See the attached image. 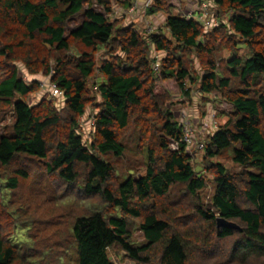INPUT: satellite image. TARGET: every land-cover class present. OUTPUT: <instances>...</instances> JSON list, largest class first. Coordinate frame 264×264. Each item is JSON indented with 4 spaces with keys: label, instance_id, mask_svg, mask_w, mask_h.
<instances>
[{
    "label": "trees",
    "instance_id": "trees-1",
    "mask_svg": "<svg viewBox=\"0 0 264 264\" xmlns=\"http://www.w3.org/2000/svg\"><path fill=\"white\" fill-rule=\"evenodd\" d=\"M114 2L128 11L134 0H0V114L13 113L0 137V207L11 211L13 229L9 234L0 220V264H114L112 255L134 264H264V0H209L222 20L212 30L157 0L149 14L168 17L151 34L109 20ZM76 17L80 24L67 36ZM224 49L231 57L219 69ZM100 50L111 59L98 69L104 82L96 136L86 146L78 132ZM19 64L32 78L51 76L62 110L46 100L29 104L40 83H27ZM187 80L203 95L220 92L234 109L204 148L202 168L214 185L208 206L201 193L210 181L165 109L172 82L191 96ZM137 110L153 120L155 139L144 146L146 174L121 182L104 156L125 154L121 136ZM226 155L243 170L231 173L213 161ZM27 182L61 202L78 193L71 202L83 211L71 217L62 253L36 250L38 238L29 234L36 220L20 222L27 206L16 201ZM219 217L238 229L219 227ZM21 234L28 236L19 240Z\"/></svg>",
    "mask_w": 264,
    "mask_h": 264
},
{
    "label": "rangeland",
    "instance_id": "rangeland-1",
    "mask_svg": "<svg viewBox=\"0 0 264 264\" xmlns=\"http://www.w3.org/2000/svg\"><path fill=\"white\" fill-rule=\"evenodd\" d=\"M166 5L172 7L171 13L177 17H184L188 15L192 9V4L199 2L198 0H162ZM208 1V0H207ZM93 9L98 13H103L100 6L97 4L93 5ZM125 9L120 3L114 2L113 12L110 16H107L111 21H119L122 26H134L139 31H144L146 33L147 23H152L154 31L158 32L161 28H164L165 21L168 17L167 13L162 12L160 14H155L154 16L149 13L142 15L134 14V16H123L121 12ZM214 10V9H213ZM215 16L216 21L221 26V19H219L216 11ZM123 19V20H122ZM224 22L228 21L223 20ZM122 23V24H121ZM80 24L79 17H76L67 26V36L75 30ZM245 52V51H244ZM246 53V52H245ZM152 55H157L153 51ZM231 54L225 49L217 54V60L219 69L223 67V63L226 64ZM111 59L108 54H105L104 50H100L95 54V60L97 68L95 69L92 77L88 80V92L90 102L86 108L85 116L80 120L79 134L82 136L86 146H89L91 142L95 139L94 127L96 125V116L99 110L97 109L98 104L101 102L98 96V87L104 82V77L99 72V67L103 62ZM161 60V58H159ZM198 60V59H197ZM196 64L195 73L201 74V68ZM21 70V76L27 83L32 81H38L40 84L39 90L29 98V104L31 106H37L42 103L43 100L52 102L57 109L62 110L63 99L60 97L61 92L58 95L54 92L58 89L52 82V78L43 76L42 74L38 77H30L25 69L18 65ZM194 76L196 77V74ZM197 78V77H196ZM34 79V80H33ZM169 95L165 99V109L170 111L174 116V121L182 128V132L185 130L188 132L189 137H191L192 145L187 152L194 158L193 164L196 166V170L202 173L210 181V186L205 189L201 195L205 205H211V198L214 194L213 178L210 174H206L204 168V148L209 142L213 134H215L221 127L227 125L232 116L234 115V109L232 105L227 103L221 96L220 92H214L210 95H203L200 93L201 86L199 83L192 84L190 80L186 81V88L190 89L191 96H187L185 91H181L176 82H172L169 86ZM59 90V89H58ZM136 115L132 118L130 127L122 133L121 142L126 146V152L122 157H116L113 154H108L104 156V160L111 162L118 171L119 180L124 181L129 175L132 174L136 179L146 174V169L148 167L147 149L146 145L152 144L154 142V136L149 131L151 130L153 120H146V116L142 110L134 111ZM151 116L152 118H155ZM13 124V113L8 112L7 114H0V137L5 135L7 129ZM148 129V130H146ZM152 134V135H151ZM93 136V137H92ZM184 137V136H183ZM153 145V144H152ZM170 149L176 151L179 149L176 143H170ZM229 156H223L221 158L213 160L214 162L222 163L231 173H239L243 168L239 165L231 162ZM203 167V168H202ZM32 183V179L30 181ZM29 183V186L31 185ZM28 188V182L27 187ZM25 189V191H26ZM34 190L27 189L24 193V197L19 198L16 201V206L25 205L27 209L21 216L20 222L36 220L33 224L34 228L29 232L36 239L38 246L36 250L51 251L52 254L62 253L66 249V241L69 237L68 226L71 224V217L81 213L82 205L79 203L74 204V199L78 197H72V192H68L66 197L72 195L68 201L61 202V199H53L49 195L41 193L40 186L33 187ZM24 191V192H25ZM21 194V193H20ZM31 198V202L30 201ZM182 207V206H180ZM7 211V210H6ZM0 207V220L2 225L6 227V231L10 234L12 230V218ZM17 235L19 240L27 237L25 234ZM142 232L140 230L136 231L135 240L142 242ZM114 264H134L130 261H124L123 255L120 257L116 255L111 256ZM258 264V262H257Z\"/></svg>",
    "mask_w": 264,
    "mask_h": 264
},
{
    "label": "built area",
    "instance_id": "built-area-1",
    "mask_svg": "<svg viewBox=\"0 0 264 264\" xmlns=\"http://www.w3.org/2000/svg\"><path fill=\"white\" fill-rule=\"evenodd\" d=\"M156 1L157 0H134L133 6L128 11L121 12V14L123 16H128V14L129 16H134V14L138 15V13L142 15H146L150 13ZM183 18L195 19L197 22L202 24L204 28L210 29V30L219 26V24L217 23L215 19L217 18L215 16V12L209 1H201L200 3L199 2L193 3L191 11L189 12L188 15H184ZM152 26H153L152 23L150 22L147 23V27H146L147 34H151L154 32L155 29ZM157 69L158 68H156V70ZM59 92L60 91L57 89L54 92V94L58 95ZM183 135L184 137H183L182 143L185 145L186 149H190L192 145L191 137H189L188 132L185 130L183 131Z\"/></svg>",
    "mask_w": 264,
    "mask_h": 264
},
{
    "label": "water",
    "instance_id": "water-1",
    "mask_svg": "<svg viewBox=\"0 0 264 264\" xmlns=\"http://www.w3.org/2000/svg\"><path fill=\"white\" fill-rule=\"evenodd\" d=\"M218 226L231 228V229H238V227L235 224L229 223V222L225 221L224 219H222L221 217L218 218Z\"/></svg>",
    "mask_w": 264,
    "mask_h": 264
},
{
    "label": "clouds",
    "instance_id": "clouds-1",
    "mask_svg": "<svg viewBox=\"0 0 264 264\" xmlns=\"http://www.w3.org/2000/svg\"><path fill=\"white\" fill-rule=\"evenodd\" d=\"M200 1V0H199ZM204 1H207V0H204ZM209 1V0H208Z\"/></svg>",
    "mask_w": 264,
    "mask_h": 264
},
{
    "label": "crops",
    "instance_id": "crops-1",
    "mask_svg": "<svg viewBox=\"0 0 264 264\" xmlns=\"http://www.w3.org/2000/svg\"><path fill=\"white\" fill-rule=\"evenodd\" d=\"M201 1H204V0H200V2H201Z\"/></svg>",
    "mask_w": 264,
    "mask_h": 264
}]
</instances>
